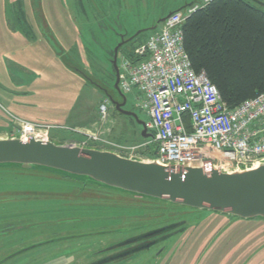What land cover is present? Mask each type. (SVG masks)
<instances>
[{"label": "rangeland", "instance_id": "obj_1", "mask_svg": "<svg viewBox=\"0 0 264 264\" xmlns=\"http://www.w3.org/2000/svg\"><path fill=\"white\" fill-rule=\"evenodd\" d=\"M137 1L0 0V137L19 136L17 119L66 125L105 142L70 131L52 140L148 162L155 142L113 103L123 102L113 81L114 41H121L118 32L146 29L160 14L209 0H140L149 4L145 13L134 20L128 12L132 26L114 31V10ZM249 1L264 9V0ZM125 96L124 109L147 122L135 92ZM102 103L109 106L105 122ZM158 230L149 247L114 261V244ZM63 236L72 238L18 252ZM0 264H264V218L140 196L61 171L0 165Z\"/></svg>", "mask_w": 264, "mask_h": 264}, {"label": "built area", "instance_id": "obj_2", "mask_svg": "<svg viewBox=\"0 0 264 264\" xmlns=\"http://www.w3.org/2000/svg\"><path fill=\"white\" fill-rule=\"evenodd\" d=\"M195 9L173 12L158 32L138 46L132 62L122 59L119 87L137 96L157 144L155 162L172 173L199 166L210 175L216 166L256 165L264 160V92L232 109L221 99L205 70L196 71L184 46L183 25ZM102 121L109 107H99ZM23 139L50 142L56 132H76L105 142L79 128L17 119ZM152 161V160H150ZM174 167V168H173Z\"/></svg>", "mask_w": 264, "mask_h": 264}, {"label": "water", "instance_id": "obj_3", "mask_svg": "<svg viewBox=\"0 0 264 264\" xmlns=\"http://www.w3.org/2000/svg\"><path fill=\"white\" fill-rule=\"evenodd\" d=\"M165 19H160L159 23ZM124 43L122 41L115 48L113 59L114 86L123 102L113 100V103L120 113L133 116L142 125L144 137H151L146 122L135 112L124 109L127 98L119 87L117 63L119 48ZM0 165L23 170L36 167L61 171L140 196L205 208L245 220L264 218V160L256 165L216 166L210 175L199 166L187 167L186 171L180 167L169 173L157 162L124 158L111 150L11 136L0 137Z\"/></svg>", "mask_w": 264, "mask_h": 264}, {"label": "trees", "instance_id": "obj_4", "mask_svg": "<svg viewBox=\"0 0 264 264\" xmlns=\"http://www.w3.org/2000/svg\"><path fill=\"white\" fill-rule=\"evenodd\" d=\"M183 31L194 69L206 71L229 108L264 92V9L249 0H209L187 16ZM146 35L150 36L142 33L126 41L119 58L138 62L135 50L148 40L149 36L141 40ZM156 156L157 144L150 158Z\"/></svg>", "mask_w": 264, "mask_h": 264}, {"label": "crops", "instance_id": "obj_5", "mask_svg": "<svg viewBox=\"0 0 264 264\" xmlns=\"http://www.w3.org/2000/svg\"><path fill=\"white\" fill-rule=\"evenodd\" d=\"M123 2H125V1H122V4H123ZM134 5L135 6H129L128 8H124L121 5L120 8L118 7L116 10H114V17H115V20H116V21H114V31H116V28L117 29L120 28V31H122L125 28H129L130 26H132V23L130 22V19L125 18V14H127L128 12H130V14L132 15V18L134 20H138L139 17L141 16V13L142 12L145 13V10L149 8V4L148 3L145 6V2H140V0L137 1L136 3H134ZM177 9H181V8H177ZM177 9L175 8L173 11H171L167 15L166 14H160L159 16L156 17V19L153 22V24H151V26H148L146 29H142L141 28L142 26H141V27H136L137 29L134 32H132V33H130V32H126L125 33L123 31L122 32H118L119 34H122L123 36H120V40H121L120 42L118 41V39H116L114 41V45L115 46L119 45V43H121L122 41L126 42L128 40H131L134 36H138V35H140L142 33L152 35V34L158 32V30H160V27H161L160 23H159V20L162 19V18L167 17L168 15H170L172 12H174ZM153 30H154V32H153ZM103 52H104L105 56L108 55L107 46L104 47ZM121 59H122V57H121ZM121 59L119 61V65L121 64Z\"/></svg>", "mask_w": 264, "mask_h": 264}, {"label": "flooded vegetation", "instance_id": "obj_6", "mask_svg": "<svg viewBox=\"0 0 264 264\" xmlns=\"http://www.w3.org/2000/svg\"><path fill=\"white\" fill-rule=\"evenodd\" d=\"M153 233H157V232H153ZM153 235L154 234H151V233L141 234V235H137V236H135V237H133L127 241H123V242H119V243L114 244L113 245L114 247L117 246L115 255L113 256L114 261L129 259L130 256H132L134 253H136V251H140L142 249L149 247V245H150L149 243L153 242V240L156 237L160 236V235L157 236V234H155V236H153ZM152 236H153V239L151 240L150 238ZM70 238H72V237L71 236H63V237H59V238H49L48 240L37 241V242L32 243L29 246H25V247L21 248L20 251H18V252L21 253V252H24L26 250L36 248V247L44 245V244H52L54 242L68 240ZM112 251L114 252V249Z\"/></svg>", "mask_w": 264, "mask_h": 264}]
</instances>
